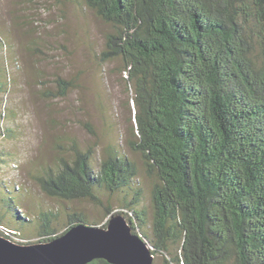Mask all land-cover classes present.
I'll list each match as a JSON object with an SVG mask.
<instances>
[{"label": "trees", "instance_id": "1", "mask_svg": "<svg viewBox=\"0 0 264 264\" xmlns=\"http://www.w3.org/2000/svg\"><path fill=\"white\" fill-rule=\"evenodd\" d=\"M84 2L112 27L102 60L120 59L132 84L128 144L150 180V210L138 165L115 147L97 168L91 148L61 157L38 178L41 190L100 205V191L124 192L136 215L127 221L163 264H264V0ZM14 198L8 205L18 207ZM53 216L41 214L42 241L101 224L72 211L58 233Z\"/></svg>", "mask_w": 264, "mask_h": 264}, {"label": "rangeland", "instance_id": "2", "mask_svg": "<svg viewBox=\"0 0 264 264\" xmlns=\"http://www.w3.org/2000/svg\"><path fill=\"white\" fill-rule=\"evenodd\" d=\"M111 30L84 0H0L1 236L21 244L42 241L38 224L44 212L53 213L58 233L72 211L101 221L99 226L117 212L136 219L133 210L123 207L121 191H100V205L59 200L41 190L38 178L77 148L92 149L95 168L110 147L134 160L136 183L144 189L142 203L150 210V180L140 155L128 144L135 112L132 84L120 59L104 61L101 56ZM9 193L16 195L18 207L8 205ZM107 205L114 208L110 214ZM16 211L28 222L14 216ZM154 264H163V257L155 254Z\"/></svg>", "mask_w": 264, "mask_h": 264}, {"label": "water", "instance_id": "3", "mask_svg": "<svg viewBox=\"0 0 264 264\" xmlns=\"http://www.w3.org/2000/svg\"><path fill=\"white\" fill-rule=\"evenodd\" d=\"M95 259L154 264L152 248L122 213L113 214L106 226L80 223L49 241L21 244L0 235V264H88Z\"/></svg>", "mask_w": 264, "mask_h": 264}, {"label": "clouds", "instance_id": "4", "mask_svg": "<svg viewBox=\"0 0 264 264\" xmlns=\"http://www.w3.org/2000/svg\"><path fill=\"white\" fill-rule=\"evenodd\" d=\"M8 238V237H7Z\"/></svg>", "mask_w": 264, "mask_h": 264}]
</instances>
